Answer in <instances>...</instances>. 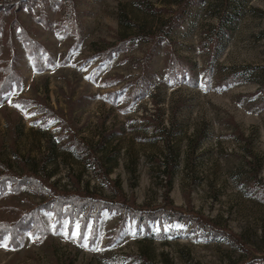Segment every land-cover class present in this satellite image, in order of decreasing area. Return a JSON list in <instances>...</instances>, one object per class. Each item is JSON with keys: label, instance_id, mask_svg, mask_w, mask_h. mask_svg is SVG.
I'll return each mask as SVG.
<instances>
[{"label": "rangeland", "instance_id": "1", "mask_svg": "<svg viewBox=\"0 0 264 264\" xmlns=\"http://www.w3.org/2000/svg\"><path fill=\"white\" fill-rule=\"evenodd\" d=\"M0 178V264H264V0H0Z\"/></svg>", "mask_w": 264, "mask_h": 264}, {"label": "snow or ice", "instance_id": "2", "mask_svg": "<svg viewBox=\"0 0 264 264\" xmlns=\"http://www.w3.org/2000/svg\"><path fill=\"white\" fill-rule=\"evenodd\" d=\"M77 229H79V225H77ZM157 230H159V229H157ZM65 235H67V233H65ZM72 236H73V238H80L78 231L73 232ZM8 246H9V238H7L3 235H0V247L7 248ZM84 246H87V245L85 244Z\"/></svg>", "mask_w": 264, "mask_h": 264}, {"label": "trees", "instance_id": "3", "mask_svg": "<svg viewBox=\"0 0 264 264\" xmlns=\"http://www.w3.org/2000/svg\"><path fill=\"white\" fill-rule=\"evenodd\" d=\"M176 19H178V18H176ZM175 20V19H174ZM15 180V178H10V179H7V178H0V188H1V191H5V189H6V185H7V183H8V181H14ZM84 194V193H83ZM82 194V195H83ZM84 195H86V194H84ZM96 200H98V199H96ZM0 232L2 233V234H5V232L4 231H2V230H0ZM8 232H10V233H14V231L12 230V228H11V231L9 230Z\"/></svg>", "mask_w": 264, "mask_h": 264}]
</instances>
